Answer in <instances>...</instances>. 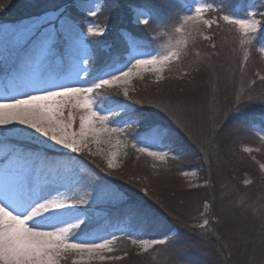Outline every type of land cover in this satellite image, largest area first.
Listing matches in <instances>:
<instances>
[{
	"label": "rangeland",
	"instance_id": "obj_1",
	"mask_svg": "<svg viewBox=\"0 0 264 264\" xmlns=\"http://www.w3.org/2000/svg\"><path fill=\"white\" fill-rule=\"evenodd\" d=\"M57 1L11 0L6 7L1 5L0 2V97L22 95L32 91L34 87L41 86L42 82L39 79L41 71H45L49 79L59 83L90 87L93 82H98V77L109 76L112 73L119 74L121 69L127 71L135 63V59H148L153 55L166 54L169 49L177 47L178 41L188 40L187 48L182 52L179 61H167L159 71L153 70L152 66L133 69V74L130 77L123 78L113 85L105 86L93 94L96 101L95 109L101 115L110 116L108 127L121 128L123 132L110 139L103 134L98 139L89 135L86 141L87 147L81 153H74L70 149L55 145L54 142L47 140V138L25 126H0V195L5 192L19 190L21 182L27 178L32 181L34 188L41 190L42 194L49 196V198L64 200L71 204L73 201L85 197L88 203L83 206L77 204L75 208L65 213L64 220L66 223H61L58 226L66 227L69 223H75L76 218L79 217L84 219L86 224L81 225L80 229H73L71 235L75 241L88 240L101 243L107 239L113 241L111 245L113 248L115 243L113 237L116 238L117 235L106 229L101 222L108 217L111 205L125 202L127 193L114 183H105L94 170V165L89 157L95 156L92 160L95 159L96 161L101 158L103 168L108 170L110 169L108 168V160L112 159L116 167L111 169L119 171L118 181L128 185L130 193L144 196L150 194L151 190L145 188L143 184L145 179L149 180V175L147 174L145 179H142V172L133 170L129 163L124 165L125 163L123 164L120 161L122 152L127 144L135 143L137 139H139L137 140L138 148L147 147L149 151L166 154L165 158L160 160L149 156L147 152H143L154 160L164 161L171 154V151L162 140L161 126H154V136L151 139H143L144 129L133 132V127L129 126L136 122L129 114V111L136 106L130 103L129 100L141 104L140 98L136 97L138 92L135 89V82L145 77L154 81L160 80L170 72L171 76L175 75L179 79L188 80L197 72L198 63L201 61L207 62V66L211 65L216 70L213 69L215 72L211 69L207 71L210 73L209 81H211L208 87H199L197 90L192 91L190 95L188 93L183 95L180 92L181 95L179 96L175 95L173 89H171L170 93L174 95L163 93L161 96L154 98L166 101L167 106L169 105L168 107L172 111L173 122L179 127L184 126L188 131L190 129L191 138L200 145V148L205 149L203 144L210 134L209 121L215 117L217 110L220 108L218 106H221V103L224 104L216 100L217 95L222 94L219 86H216L220 82L219 75L222 76L225 70L228 73L227 77L225 75L224 89L232 99L246 92L253 82L264 81L263 76L252 72L253 76L250 78V82L247 83V72H250L248 66L251 61L257 65L258 60L264 66V32L255 34L252 41L253 46H249L240 43V32L237 27L223 21L220 22L219 27L214 24L210 29L203 24L191 29L186 28L183 35L176 33L175 28L180 26L185 15L194 14L195 7L200 3L208 5L203 13L206 19H216L219 9H223L224 13L244 18L248 12L264 13V0H178L182 5L181 14L177 21L178 25L169 22L163 23V20L166 21L167 18H170L158 16L156 20H153L155 25L152 30L153 34L150 33L151 27L148 28L150 24L145 25L138 22V19H144L150 10L141 5H132L128 0L127 4L130 7L128 6L127 11H131L130 23H123L115 29V33L123 41L122 44H126L127 48L125 51L118 52L115 51L114 43L111 42L112 39L106 37L111 35L112 27L110 26L118 20L119 16L110 14V17L104 19V21L98 18V14L103 13L105 0H71L70 3L64 6L47 9L53 6L56 7L59 4ZM18 2L21 3L18 9L23 8L21 12H17L15 9ZM67 6H69L71 13H74V16L66 13ZM13 11L20 15L11 14ZM90 11H96L97 14L92 16ZM61 13H63L61 21H56L55 55H49L44 48L33 55V49L36 48L44 31L43 28L39 32L36 31L37 19L46 18L55 21ZM69 17L71 18L69 24H63L62 21ZM255 18L262 20L260 15ZM70 25L75 26V34H70ZM90 26L103 28V34L100 36L89 35L87 28ZM137 28L142 29L144 36L136 35L140 32ZM49 30L51 31V29ZM189 31L192 33L191 36L187 35ZM219 31L225 33H219ZM79 33H83L82 38H77ZM219 34L225 37V41L228 40L229 46L223 47L224 53L219 54L217 61L211 58V53L219 43L217 40ZM206 36L211 37V39H205ZM213 44L215 47H212ZM252 47H255L258 56H254L250 52ZM208 54H210V57ZM246 54L248 56L247 60L244 59ZM30 56L31 59H29ZM258 57H260V60ZM184 59L187 61V66L178 68V72H172L171 67L176 66ZM17 71H25L26 76L16 75ZM144 88L147 92L148 86L141 87V91ZM125 91L128 93L127 96L124 95ZM146 92L142 94V97L146 96ZM186 104H191L189 105L191 107H202L201 114L196 117L198 119L185 118L186 116L182 110ZM151 106V104L147 106L148 110H152ZM186 106L184 107L187 108ZM142 108L143 110L146 109L145 107ZM73 127L75 130H79L78 117ZM250 129L264 142V123L261 120L251 122ZM242 145L243 151L245 148L252 149L250 153L244 151L246 154L251 155L252 152L259 151L257 147L246 143ZM259 152L261 153V150ZM262 152L264 153V149H262ZM66 167L72 169L74 179H61L53 171L59 169L64 172ZM259 169L261 170L260 166ZM261 171L264 172V170ZM185 175L187 181L192 185L198 183L200 185L208 184L201 177L198 169H189ZM157 179H151V186L156 188H153L157 193L155 196L160 199L162 197L157 191L159 188L156 186L160 183ZM76 180L79 183H76ZM170 182L174 184L172 186L175 189L177 182L175 180H170ZM210 183L215 188L214 179ZM175 192L179 193L177 190ZM87 193H92V196L88 197ZM162 200L165 199L162 198ZM207 209L208 205L205 206V212H207ZM174 233L175 231H172L169 234L140 239H165L167 241ZM153 248L155 246L147 251H151ZM259 248L249 257L251 264H264V251L260 252ZM141 251L144 252L145 250L141 248ZM102 255L106 257L114 256L107 251L103 252ZM70 257L77 264H101L109 260H100L98 257L89 259L87 254L83 256L73 254Z\"/></svg>",
	"mask_w": 264,
	"mask_h": 264
},
{
	"label": "trees",
	"instance_id": "obj_2",
	"mask_svg": "<svg viewBox=\"0 0 264 264\" xmlns=\"http://www.w3.org/2000/svg\"><path fill=\"white\" fill-rule=\"evenodd\" d=\"M177 1L129 0V3L144 6L151 11L152 19L148 28L151 27L150 33L153 34L152 30L155 28L153 20H156L158 16L170 18L163 20V23L178 25L182 5ZM0 2L6 7L11 0H0ZM57 2L59 4L56 7L47 9L64 6L71 0H58ZM127 2L128 0H105L103 13L98 14L101 21L109 18L110 14L119 16L118 20L110 26L112 27L111 35L106 37L112 39L111 42L114 43L117 52L125 51L127 48L115 33L118 25L130 23L131 11H127L128 6L130 7ZM20 5L21 3L18 2V6L15 7L17 12L23 10V8L18 9ZM66 13L74 16L69 6H67ZM11 14L20 15L14 11ZM137 29L140 32L136 35L144 36L142 29ZM219 33L225 32L219 31ZM224 39L225 37L218 35L219 43L211 53V58L217 61L219 54L224 53L223 47L229 46L228 40ZM250 52L258 56L255 47H252ZM258 58L260 60V57ZM253 63L251 61L248 66L251 73L247 72V83L253 76L252 72L264 78V66L258 60L257 65ZM198 65L197 72L188 80L179 79L175 75L171 76V72L156 81L147 77L142 78L135 82L138 94L134 92L137 94L136 97L140 98L141 104L128 99L136 106L129 111L130 116L136 120L135 123L129 125L133 127V132L143 130L141 125L144 121L141 117L147 118L148 123L162 127V140L171 151L164 161H157L137 150L139 139L135 143L127 144L124 148L120 161L125 163L124 165L129 163L133 170L142 172V179H145L147 174L150 177L143 183L145 188L151 190L148 197L130 193L128 185L118 181L119 171L117 169H104L101 158L96 161L92 160L95 156L89 157L94 170L105 183H114L127 193L125 202L111 205L108 217L101 222L106 229L117 235L114 249L111 252L114 255L111 256L113 258L101 264H251L249 257L257 248L260 247V252L264 251V172L259 169V166L264 164V153L262 152L264 142L250 129L251 122L261 120L260 111L264 108V81L253 82L246 92L232 99L224 89V79L228 74L224 69L225 72L222 76L219 75L220 82L216 85L222 93L217 95L216 100L224 104L221 103L222 107L218 106L220 108L215 117L209 121L210 134L203 144L205 147L203 149L191 138L190 129L188 131L184 126V128L179 127L173 122L172 111L169 105L167 106V102L154 98L163 93L170 95L171 89L175 95L179 96L180 92L183 95L184 93L190 95L199 87H208L211 81H209L210 73L207 71L209 69L214 71L215 67L207 66L208 63L203 61ZM186 66L187 61L184 59L171 67V71L178 72V68ZM145 85L148 86L147 92L146 88L141 91V87ZM145 92L146 96L142 97ZM149 104L152 105V110H148ZM186 105L184 106L187 108L183 106L182 110L185 118L198 119L196 117L201 114L202 107ZM142 107L148 111L143 110ZM236 108L254 119L248 122L236 119L235 117L240 115L239 112L234 111ZM245 143L257 147L261 153L254 151L251 155L246 154L242 145ZM192 168L198 169L199 174L208 184H190L185 173ZM153 178H158L157 181L160 184L156 185L159 188L157 191L165 200L155 196L157 193L154 189L156 188L153 187V189L151 186ZM213 179L216 183L215 188L210 183ZM170 180L177 182L175 189ZM245 181H250V183H245ZM175 190L179 193L177 194ZM206 205H208L207 212H205ZM78 206L83 205L78 204ZM205 218L209 220V224L205 228H200L199 225ZM172 231L175 233L167 240V245H157L151 251L142 252L138 245L132 243V239L169 234ZM114 257L121 258L115 259ZM62 264L77 263L73 262L72 257L69 256L62 260Z\"/></svg>",
	"mask_w": 264,
	"mask_h": 264
},
{
	"label": "snow or ice",
	"instance_id": "obj_3",
	"mask_svg": "<svg viewBox=\"0 0 264 264\" xmlns=\"http://www.w3.org/2000/svg\"><path fill=\"white\" fill-rule=\"evenodd\" d=\"M207 4L200 3L194 9V14L185 15L179 27L175 28L176 33L182 35L187 29L203 24L207 28L212 25L219 27L221 21L233 25L239 29L240 43L252 45L253 37L257 33L264 32V13L248 12L244 18H238L234 14L224 13L219 9L216 19H206L203 16ZM95 16L96 11H90ZM260 15L262 20L255 17ZM63 13L56 20L38 18L36 31L44 29L33 55L42 48L46 49L49 55H55L56 21H61ZM152 19L151 11L138 22L145 25ZM71 18L63 20V24H69ZM51 29V31L49 30ZM104 32L103 28L90 26L87 33L91 36H100ZM70 34H75V26L70 25ZM188 36L192 33L187 32ZM83 33H79L77 38H82ZM211 39V37H204ZM187 39L177 42V47L169 49L166 54L153 55L148 59H135V63L127 71L119 70V74L112 73L109 76L98 77V82H93L90 87L74 86L70 83H59L46 76L45 71L39 73L41 86L34 87L32 91L22 95L12 97H0V126L20 125L30 128L35 133L40 134L55 145L70 149L74 153H81L87 147L89 135L99 138L103 134L107 138L119 135L123 132L121 128H110L108 123L110 116L101 115L95 109L96 103L94 93L110 86L123 78L130 77L133 69L147 68L152 66L153 70H161L167 61H179L181 54L187 48ZM212 47H215L213 44ZM31 59V56L29 57ZM248 59L247 54L244 57ZM86 63V62H85ZM157 66H160L159 68ZM126 82V81H125ZM128 95L127 91L124 93ZM75 110V111H74ZM240 115L235 117L243 122H248L254 117L242 112L239 108L234 109ZM67 113V115H65ZM133 114H135L133 110ZM261 121L264 123V108L260 111ZM79 120V130L74 129L76 120ZM141 127L144 129L143 139H151L154 136V125L147 122V118L141 117ZM136 147V145H133ZM139 152H147L149 156L163 160L166 154L149 151L147 147H139ZM245 152L252 149L245 148ZM112 159L108 160V168H115ZM264 170V164L260 165ZM55 175L61 179L71 178L72 169L66 167L64 172L54 169ZM186 174V173H185ZM79 183L78 180L75 181ZM250 183V181H245ZM88 197L92 193L86 194ZM88 200L81 197L79 200L69 204L64 200L49 198L42 194L41 190L34 188L31 180L25 178L21 182V187L17 191L5 192L0 195V264H61L62 259H67L70 255L87 254L89 259L98 257L100 260L112 259L102 255L103 252H112V240H104L101 243L88 240L75 241L73 239V229H80L86 224L84 219L76 218L75 223H69L66 227H59L61 223H66L64 215L69 210L75 208L77 204H87ZM209 224L208 219H203L199 225L205 228ZM115 237H113V240ZM134 245H138L147 251L156 245H167L165 239H132ZM120 259L121 257H114Z\"/></svg>",
	"mask_w": 264,
	"mask_h": 264
},
{
	"label": "bare ground",
	"instance_id": "obj_4",
	"mask_svg": "<svg viewBox=\"0 0 264 264\" xmlns=\"http://www.w3.org/2000/svg\"><path fill=\"white\" fill-rule=\"evenodd\" d=\"M16 75H19V76H22V77L26 76L25 75V71H17Z\"/></svg>",
	"mask_w": 264,
	"mask_h": 264
}]
</instances>
